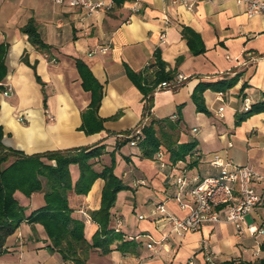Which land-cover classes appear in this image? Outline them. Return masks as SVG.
<instances>
[{"label":"crops","instance_id":"1","mask_svg":"<svg viewBox=\"0 0 264 264\" xmlns=\"http://www.w3.org/2000/svg\"><path fill=\"white\" fill-rule=\"evenodd\" d=\"M107 1L113 3L112 9L89 16L53 0H0V47H6L8 69L0 85L13 89L12 96L0 94L3 145L28 156L100 142L111 151L117 135L135 129L142 120L143 95L126 68L144 73L159 53L174 78L163 82L170 88L156 89L154 108L144 123L181 119L180 142L195 141L196 149L176 164L166 156L169 167L163 172L155 157L142 158L137 145L129 144L117 153L115 173L130 187L118 194L111 210L110 229L120 219L121 232L112 252L90 250L85 254L86 264H187L192 258L196 264H205L204 240L219 264H264V236L246 232L239 238L233 225L218 224L180 237L170 232L166 216L155 211L164 203L167 215L185 218L188 210L171 198L175 179L184 172L190 180L218 176L219 170L211 166L215 155L264 175V15L249 17L245 5L234 0H184L193 4L191 10L171 0H123L120 5ZM31 21L48 50L34 47L22 32ZM184 28L200 36L203 54H192L181 35ZM78 60L89 67L104 92L99 116L106 120L105 130L90 136L80 130L81 114L91 94L83 90ZM180 75L187 80L179 83ZM201 83L209 85L204 93L207 115L197 111L192 99ZM219 90H224L222 97ZM247 100L249 110L257 113L238 124L237 116L249 112ZM110 163V156L105 155L96 170ZM70 171L75 184L79 168L71 165ZM104 184L98 179L85 196L69 193L72 217L85 224L89 244L99 229L91 214L100 209ZM15 196L28 217L45 206L42 193L31 198L21 193ZM185 201L190 202L188 196ZM245 225H264V210L247 215ZM47 236L43 225L22 223L7 238L0 264H72L59 253L47 251L51 244ZM122 243L134 247L129 245L123 253L117 250ZM259 247L262 253L256 256Z\"/></svg>","mask_w":264,"mask_h":264},{"label":"trees","instance_id":"2","mask_svg":"<svg viewBox=\"0 0 264 264\" xmlns=\"http://www.w3.org/2000/svg\"><path fill=\"white\" fill-rule=\"evenodd\" d=\"M120 5L123 0H113ZM33 21L22 28V32L29 37L30 43L40 49L48 50ZM183 38L188 42L193 55L204 53L203 43L199 35L189 28L182 31ZM6 47H0V84L6 78L8 69L5 65ZM24 62L28 63L26 59ZM77 68L81 77L82 87L91 94V102L81 114L82 126L80 128L86 135H95L105 130V119L99 116L103 100V86L93 76L89 67L82 61H77ZM127 75L136 88L143 95V114L140 124L133 130L117 135V140L111 151L108 145L100 142L92 147L74 148L39 153L28 156L23 152L6 148L2 141L4 131L0 127V256L5 254L7 238L15 234L24 222L43 225L51 244L47 247L50 253H59L64 261L72 264H86V257L90 250L98 249L103 254L112 252V245L118 239L114 228L110 229L112 221L111 210L115 207L117 196L120 192L130 190L124 181L116 175V155L125 146L135 141L133 137L137 128H141V140L137 147L144 159H154L159 151L165 153L169 162L176 164L186 161L195 151L197 143L194 141L181 143L180 120H154L145 124L144 120L150 117L154 108V95L158 86L163 82H170L174 76L167 71V65L156 53L155 63L148 65L144 73H134L126 68ZM209 89L207 84H199L193 90L192 99L199 113L209 114L205 106L204 93ZM4 87L0 85V94ZM218 92L223 93L224 90ZM256 110L237 116L240 124L255 115ZM115 119V117L113 118ZM112 135V134H111ZM109 155L111 163L103 165L101 171L96 170V165L101 159ZM197 162L194 161L193 165ZM71 165L79 168L80 176L73 184L70 171ZM101 179L105 182L99 210L92 212V221L99 226L93 236L92 244L85 239V224L72 217L73 208H70L69 193L85 196L91 191L94 183ZM23 194L31 198L33 194L42 193L45 197V206L26 216V209L20 204L15 195ZM130 244L122 243L117 250L127 252ZM130 246H133L131 244ZM134 247V246H133Z\"/></svg>","mask_w":264,"mask_h":264},{"label":"built area","instance_id":"3","mask_svg":"<svg viewBox=\"0 0 264 264\" xmlns=\"http://www.w3.org/2000/svg\"><path fill=\"white\" fill-rule=\"evenodd\" d=\"M234 1L240 6L245 5L249 17L264 15V0ZM53 2L57 5L68 4L71 8L80 9L89 16L100 10L109 11L113 8V3L107 0H53ZM171 2L185 6L190 10L193 8L192 3H187L184 0H171ZM161 39L165 40L164 34L161 35ZM177 77L179 83L187 80L182 75ZM167 88H170V85L163 83L158 86L157 91ZM2 95L4 97L12 96V87L6 85ZM222 96L221 93L220 97ZM244 103L245 108L249 111L248 100ZM222 112L223 108H220L219 114L221 115ZM196 131L194 130L193 133ZM141 134V128L138 127L133 136L135 141L132 144L136 145L141 140ZM155 161L162 172L169 167L163 151L156 154ZM211 166L219 170L218 176L198 177L190 180L185 172L177 175L174 183L176 192L171 198L182 210H188L189 213L185 218L180 219L167 215L164 203L156 206L155 211L166 216L171 226L170 232L182 237L206 226L230 224L234 226L239 238L246 232L252 236H264V225L261 227H246L245 225L247 215L260 209L264 210V175L253 168L236 165L233 161L224 159L220 155L213 157ZM139 184L144 185V181H140ZM186 196L189 197L190 202L185 201ZM142 218L140 217V219ZM121 228L122 221L118 219L114 230L116 233H120ZM208 244L207 240L201 244V253L204 256L205 264H219L216 253ZM261 253L262 249L259 247L256 256H260ZM187 264H196V260L192 258Z\"/></svg>","mask_w":264,"mask_h":264}]
</instances>
